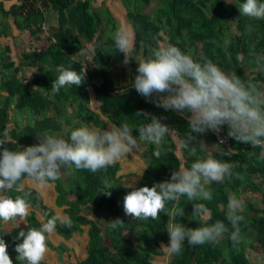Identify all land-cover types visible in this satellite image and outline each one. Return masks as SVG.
Listing matches in <instances>:
<instances>
[{"label":"trees","instance_id":"obj_1","mask_svg":"<svg viewBox=\"0 0 264 264\" xmlns=\"http://www.w3.org/2000/svg\"><path fill=\"white\" fill-rule=\"evenodd\" d=\"M140 1L149 5L152 0ZM50 2L59 14V29L54 35L56 41L37 51L36 59L28 63L36 67L32 80L29 81L21 75V67L16 66L13 61L4 62L0 69V76L6 80L2 89L9 93L5 102L0 104V139H4L5 146L12 150L36 144L39 142L37 137L44 132L63 129L58 124L62 112L67 113L64 124L71 129L87 123L97 125L99 122L96 113L90 106L92 99L100 103L102 115L117 126L123 122L129 123L133 127L134 136H138L136 128L150 122L151 116L160 118L162 123L172 129L171 134L162 145L159 159L153 155L155 146L147 144V168L134 189L122 185L118 177V164L97 173L76 171L78 179L75 184L66 186L63 181L57 180L58 206L67 207L65 212L72 221V227H66L59 222L56 227L67 238L82 227L88 228L86 257L65 264H157L156 259L167 254L161 245L167 244L169 240V217L160 213L159 220L135 221L125 215L123 198L129 191L143 186L151 188L154 184L170 179L171 173L181 163L189 166L196 158L204 157L208 153L199 148V142L196 143L195 156L186 149L178 148L175 138L181 139L189 132L188 120L179 116L175 110L158 107L154 102L158 98L157 94L149 99L139 95L132 87L115 89L104 67L121 62L124 57L122 53L115 51L112 37L108 44H101L100 41L97 43L94 56L97 67L85 71V65L76 57L86 48L73 38L70 31H77L94 41L97 37H102L108 26L114 34L117 27L112 19L105 23L93 11L90 0ZM242 2L243 0H160V6L153 14L129 10V22L135 29V54L147 55L145 44L150 35L156 36L161 41L176 45L182 51H191L197 59L205 57L212 60L225 72L235 71L242 79H251L264 90V74L255 71L248 56L251 47H254L257 54L264 55V20L241 16L238 5ZM0 9H4L3 3H0ZM14 10L15 8L11 9L7 14H14ZM248 25L252 27L251 32L247 30ZM225 39L229 40L227 45L224 44ZM102 45L106 47L105 51ZM237 54H242L243 59L237 61ZM60 67H71L80 74L84 72L82 85L67 86L53 94L51 84L59 75ZM10 69L13 71L9 75L2 71ZM98 78L102 79V83L96 85ZM12 97L16 98V110L27 114V122L9 132ZM50 111L55 115L50 117ZM137 111L147 114L149 120L147 117H136ZM5 131L8 133L7 137L4 136ZM227 131L228 129L222 128L220 134L235 149V154L221 157L220 151L229 148L220 143L212 131H207L215 143L212 154L217 159L234 163V172L240 173L244 179L233 177L222 184L213 183V199L204 203L212 212L209 223L216 220L227 223L225 212L228 196L239 195L243 191L254 194L255 200H248L241 213L245 217V222L241 223L243 242L233 247L227 235L216 244L190 246L185 242L182 253L170 255L167 264H264V161L257 159L260 149H252L251 145L235 141L227 136ZM200 135L197 136V141ZM105 179L113 186L110 197L100 195L99 192L102 180ZM25 191L30 193V205L41 209L46 219L55 214L53 209L44 205L34 189L25 188ZM8 194L14 198L18 193ZM192 203L195 202H188L185 198L179 203L185 216L177 217V222H182L186 227L200 226L199 221L191 220ZM90 206L95 208L94 214L99 213L98 217H89L87 208ZM167 207L171 208L172 205ZM117 218L125 225L113 230L109 227V221ZM31 227H40L35 214H31L29 225L23 230L27 231ZM20 231L16 229L8 236L0 234V238L5 240L9 249L15 251L16 244L21 242L16 239ZM246 240L249 241L247 247ZM10 258L13 264H22L16 258ZM42 264L48 263L43 261Z\"/></svg>","mask_w":264,"mask_h":264},{"label":"clouds","instance_id":"obj_2","mask_svg":"<svg viewBox=\"0 0 264 264\" xmlns=\"http://www.w3.org/2000/svg\"><path fill=\"white\" fill-rule=\"evenodd\" d=\"M241 16L264 20V0H243L238 5ZM249 32L251 25L247 26ZM115 51L123 54V64L131 61L138 65L131 87L145 98L159 94L154 101L165 110H175L186 118L189 132L177 141L180 149H186L193 156L197 152V136L207 131L220 133L227 126V136L237 142L251 145L252 149H260L257 159L264 161V90L251 79H242L235 71L225 72L212 60L205 57L197 59L191 51H182L176 45L149 36L145 44L147 55L135 54V29L130 24H121L112 35ZM152 41L155 43L153 44ZM229 40L225 39L227 45ZM249 63L255 71L264 74V55L257 54L254 47L248 51ZM237 61L243 59L237 54ZM59 75L51 84L53 94L62 88L84 82L85 75L71 67L58 69ZM136 117H147L137 111ZM107 127L83 125L69 130L68 135H53L44 132L37 137L38 143L25 146L20 150H12L5 146L6 141L0 139V224L19 220L27 222L30 214L29 192L26 187L43 191L62 178L65 168L73 171L87 170L97 173L118 163L128 161L127 154L140 151L143 144L155 146L153 155L159 159L162 145L170 136L172 129L156 116L150 122L136 128L138 136L133 135V127L127 122L116 124L105 122ZM193 133L197 135H193ZM8 133L5 131L4 136ZM223 143V141H221ZM199 148L208 153L196 158L189 166L181 163L171 173L170 179L154 184L151 188L139 187L129 191L123 198V210L126 216L135 221L159 220L160 213L169 217L167 225L168 243L162 244L169 255H179L187 242L190 246L216 244L225 235L233 247L243 242L241 223L243 201L235 194L228 196L224 220L209 223L212 218L211 209L204 202H211L213 183L222 184L226 179L244 177L234 172L235 164L217 159L212 150H208L203 142ZM220 156H232L233 149L221 150ZM143 167L137 175L142 176ZM131 188L132 184L124 185ZM113 186L108 180H102L100 195L111 196ZM18 193L13 196L8 193ZM182 198L192 203L191 220L199 221L198 227H186L177 222L183 218L185 211L179 207ZM203 201V202H197ZM172 207L168 208L167 205ZM72 227L71 219L57 213L51 218L42 219L39 228L31 227L21 230L16 239L18 254L16 260L22 264H42L48 252L47 242L55 232L57 223ZM125 223L117 218L109 221L113 230L122 228ZM8 245L0 238V264H13Z\"/></svg>","mask_w":264,"mask_h":264},{"label":"crops","instance_id":"obj_3","mask_svg":"<svg viewBox=\"0 0 264 264\" xmlns=\"http://www.w3.org/2000/svg\"><path fill=\"white\" fill-rule=\"evenodd\" d=\"M90 2L93 11L105 23H108L110 19H112L114 21L113 24L116 25L117 28L121 24H130L128 18L129 10H140L143 13H149V5L144 7L143 4L142 7L140 5V0H90ZM0 3L4 4V9H0V69L3 68L4 62L13 61L16 66L21 67L20 74L31 81L36 72V67L28 63L36 59L37 51L47 48L48 44L56 41L54 35L59 29V14L50 0H0ZM139 5L143 8H141L142 10L139 9ZM13 8H15V13L7 14ZM34 31H36V34H34ZM70 32L73 38L86 48L76 57L85 65V71L96 69L97 66L94 62V56L97 43L100 41L101 44H108L113 35L109 30V26L104 30V33H102V37H100V39L97 37L94 41H90L85 35L79 34L77 31L71 30ZM103 49L105 51L106 47L104 46ZM91 60L92 62H90ZM137 67L138 65L135 61H131L127 66L121 61L104 67V71L109 74L115 89H127L131 87V83L137 74ZM2 71L9 75L12 73L13 69ZM5 81L6 80L0 76V104L4 103L5 99L9 97V93L2 89V84ZM99 83H102L101 78L95 81L96 85H99ZM157 95L159 96V94ZM11 100L13 103L10 112L11 121L8 124L9 132L13 131L16 127L23 126L27 122V114L16 110V98L12 97ZM90 106L96 113L99 123L97 125L94 123H87L86 125L103 128L107 127L105 122L113 123L109 118L102 115L100 103L98 101L92 99ZM175 112L183 118L189 115L188 113L181 115L177 111ZM48 115L52 117L55 114L53 111H50ZM66 116L67 113L62 112L60 119H58V124L62 125L63 129L59 131L52 130L49 134L63 135L65 137L68 135L71 128L66 127L64 124ZM223 128L227 129V126ZM178 140V138H175L176 143ZM198 142H203L208 150L214 151L215 149L213 137L208 132L201 134L198 138ZM133 152L138 156L137 159L134 160L133 154L130 153L126 156L128 161L118 163L120 167L118 177L121 179L123 186L132 184V187L129 189H134L140 183L142 176L137 174L143 167H147V144L141 145L140 151L134 149ZM70 170L69 168H65L62 172V178L60 179L66 186L71 183L69 179ZM145 170L146 168L143 170V174ZM26 188L32 189L31 187ZM35 191L44 205L54 210V215L59 213L68 218L65 212L67 207L58 206L59 192L57 190V181L46 190ZM94 211L95 208L93 206L87 208L90 218L98 217L99 213L94 214ZM31 214H35L40 224L42 219L46 220L41 209L34 208L30 205V214L27 222H19L17 219L12 222L14 226H11V222H8L7 225L0 224V234L2 236H8L16 229L23 230L29 225ZM48 240V252L44 260L46 263L65 264L69 261L75 262L80 258L86 257V249L89 242L88 228L82 227L81 230L72 233L70 238L65 237L56 228L55 232ZM256 259H258V256H256Z\"/></svg>","mask_w":264,"mask_h":264},{"label":"rangeland","instance_id":"obj_4","mask_svg":"<svg viewBox=\"0 0 264 264\" xmlns=\"http://www.w3.org/2000/svg\"><path fill=\"white\" fill-rule=\"evenodd\" d=\"M143 4L144 2L141 1L140 5L143 7ZM139 5V7H140ZM145 6H148V5H145L144 4V7ZM160 6V0H152L151 3L149 4V13L153 14L154 11H156V9ZM142 7H140L139 9H141ZM143 9V8H142ZM141 9V10H142ZM139 12H141L140 10H138ZM92 62V60L90 61ZM93 64V63H91ZM99 79V78H98ZM69 179H70V182L72 184H75L77 179H78V175L76 173V171H73L72 169L70 170V173H69ZM70 183V184H71ZM236 195V194H235ZM237 198L241 199L243 201V204H244V207L247 203L248 200H251V199H254V194L250 193V192H241L239 195H236ZM244 209V208H243ZM249 246V241L246 240V243H245V247ZM7 251H8V254L13 257V258H16V256L18 255L14 250L12 249H9V247L7 248ZM169 254L167 253L166 255H164L163 257H159L156 259V263L157 264H167L168 263V260L170 259L169 258ZM257 256V255H256ZM256 258V257H255Z\"/></svg>","mask_w":264,"mask_h":264},{"label":"built area","instance_id":"obj_5","mask_svg":"<svg viewBox=\"0 0 264 264\" xmlns=\"http://www.w3.org/2000/svg\"><path fill=\"white\" fill-rule=\"evenodd\" d=\"M213 132V131H212ZM215 135H216V137H217V140L221 143V141H223V143L222 144H224V145H226L229 149H233V148H231V146H230V144H229V142H228V140L225 138V137H223L220 133H215V132H213ZM244 149V148H243ZM234 150V152H236L235 151V149H233Z\"/></svg>","mask_w":264,"mask_h":264}]
</instances>
